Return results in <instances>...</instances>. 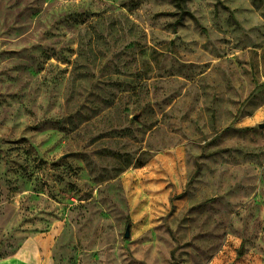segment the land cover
I'll return each mask as SVG.
<instances>
[{"label": "rangeland", "instance_id": "1", "mask_svg": "<svg viewBox=\"0 0 264 264\" xmlns=\"http://www.w3.org/2000/svg\"><path fill=\"white\" fill-rule=\"evenodd\" d=\"M260 124L264 0H0V264H264Z\"/></svg>", "mask_w": 264, "mask_h": 264}, {"label": "water", "instance_id": "2", "mask_svg": "<svg viewBox=\"0 0 264 264\" xmlns=\"http://www.w3.org/2000/svg\"><path fill=\"white\" fill-rule=\"evenodd\" d=\"M261 127H264V124H260ZM126 237H130V227L128 226L127 231L125 233Z\"/></svg>", "mask_w": 264, "mask_h": 264}]
</instances>
